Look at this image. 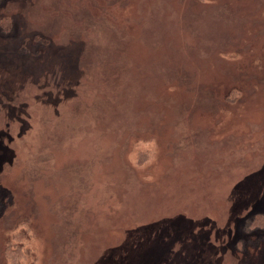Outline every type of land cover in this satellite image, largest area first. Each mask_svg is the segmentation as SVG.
<instances>
[{"label": "rangeland", "instance_id": "rangeland-1", "mask_svg": "<svg viewBox=\"0 0 264 264\" xmlns=\"http://www.w3.org/2000/svg\"><path fill=\"white\" fill-rule=\"evenodd\" d=\"M0 16V264H264V0Z\"/></svg>", "mask_w": 264, "mask_h": 264}, {"label": "trees", "instance_id": "trees-1", "mask_svg": "<svg viewBox=\"0 0 264 264\" xmlns=\"http://www.w3.org/2000/svg\"><path fill=\"white\" fill-rule=\"evenodd\" d=\"M4 3V0H0V6ZM13 27V19L7 16H0V32L5 35L11 32Z\"/></svg>", "mask_w": 264, "mask_h": 264}]
</instances>
